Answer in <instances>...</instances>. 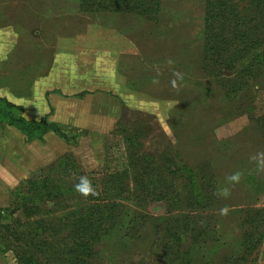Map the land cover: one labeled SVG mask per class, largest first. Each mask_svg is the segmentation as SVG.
Segmentation results:
<instances>
[{"label": "rangeland", "instance_id": "obj_1", "mask_svg": "<svg viewBox=\"0 0 264 264\" xmlns=\"http://www.w3.org/2000/svg\"><path fill=\"white\" fill-rule=\"evenodd\" d=\"M77 1L0 0V109L50 129L0 120V264H264V66L237 75L231 39L207 60L208 0H154L152 18ZM222 1L228 37L264 51V0Z\"/></svg>", "mask_w": 264, "mask_h": 264}, {"label": "trees", "instance_id": "obj_2", "mask_svg": "<svg viewBox=\"0 0 264 264\" xmlns=\"http://www.w3.org/2000/svg\"><path fill=\"white\" fill-rule=\"evenodd\" d=\"M105 2L109 3V8L111 12H119V11L121 12L123 7L126 6L128 3L133 4V8H132L133 12L136 13L137 15L146 18H152L154 15H157L160 9V5L158 4V1L155 2L154 0H78L77 4L79 7V11L96 12L101 9L108 10L107 7L108 4H106L105 6ZM256 2H259V0H256ZM223 5L224 3L222 0H208L207 10H206V22L208 23V27L210 22L213 23V20H216L218 18L223 19V23L227 25V22L229 21V16L227 17L223 14L225 11V8L222 7ZM224 24H220L219 27L216 29L218 31L217 35L219 37L215 36L206 39L205 52L207 53L206 55L208 57L207 60L210 59L211 63L214 65L220 64L219 56L222 55L221 51L222 50L224 51V48H221V46L225 42H227L228 44V41L231 39L233 41L236 40L239 43H241L242 50L230 56L231 59L230 57H228L227 59L226 58L224 59L223 57V61L225 60V62L229 63V66H231L230 69L236 70L237 75L240 73L241 69H243L241 72L246 70L247 67L245 68L246 66L245 64L251 58L253 64H258V65L260 64V66L262 64L264 66V53H263L264 51H256L258 50L257 49L258 44L253 40L252 35L246 33L245 30H242V28H240V26H238L237 24H234L233 25L234 30L232 29V32L228 37L227 28L224 27ZM250 48L251 50L253 48L255 50L251 51ZM243 53H245L244 56ZM236 63L237 65L234 66V64ZM250 65L253 66L252 64ZM254 67L257 66L254 65ZM226 68L229 67L226 66ZM226 68L223 67L222 70L224 71ZM234 87L239 88L240 86L236 84ZM20 111H21L20 108L4 103V106L2 107V109H0V120L4 121V123H6L8 126L14 127L15 129L19 130L22 134L26 135L30 139L34 138L37 132L43 133L45 132V130L46 131L50 130L49 128H47L46 125L44 126L42 123L30 122L25 120L23 117L16 115V113ZM41 127H45V129L42 130L43 128ZM94 226L96 225L93 223L92 225H90L89 229H93ZM89 229L84 230L86 232V236H88L87 230ZM171 234L174 237L176 236L175 234L173 235V233ZM90 236L94 238V235L92 236L90 234ZM78 248L86 250L87 252L89 249H91V246L88 243H82V245L79 246ZM26 263L39 264L33 258L28 260V262Z\"/></svg>", "mask_w": 264, "mask_h": 264}, {"label": "clouds", "instance_id": "obj_3", "mask_svg": "<svg viewBox=\"0 0 264 264\" xmlns=\"http://www.w3.org/2000/svg\"><path fill=\"white\" fill-rule=\"evenodd\" d=\"M169 64H172L173 62L171 60L168 61ZM175 76H180L179 73H174ZM154 83H158V81H153ZM173 86H175V80L172 81ZM252 161L255 162L257 169L264 170V151L257 152L254 156L250 157ZM243 177V173L240 171L234 172L231 175L226 177V180L235 185L238 184ZM75 191L83 196L84 198H88L89 196H97L98 191L95 187H93L92 181L87 176H80L78 179V182L74 185ZM217 195H223L225 198H227L230 195L229 189L224 188L220 190ZM228 208H222L220 210L221 215H227Z\"/></svg>", "mask_w": 264, "mask_h": 264}, {"label": "crops", "instance_id": "obj_4", "mask_svg": "<svg viewBox=\"0 0 264 264\" xmlns=\"http://www.w3.org/2000/svg\"><path fill=\"white\" fill-rule=\"evenodd\" d=\"M45 104V103H44ZM45 106H46V104H45Z\"/></svg>", "mask_w": 264, "mask_h": 264}]
</instances>
